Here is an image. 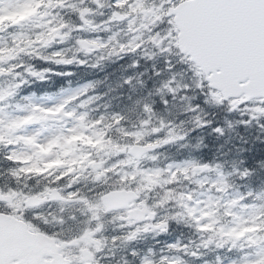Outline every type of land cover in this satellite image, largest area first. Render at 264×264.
Segmentation results:
<instances>
[{"label": "rangeland", "instance_id": "rangeland-1", "mask_svg": "<svg viewBox=\"0 0 264 264\" xmlns=\"http://www.w3.org/2000/svg\"><path fill=\"white\" fill-rule=\"evenodd\" d=\"M177 2L0 0V20L6 17L15 25L12 29L0 26V30L5 31L0 34L1 42L2 38L14 41L29 38L28 27L24 26L30 24L38 42L35 48L38 56H32L38 58L34 64L46 67L38 71L39 79L50 72L46 59L57 65L76 67L74 76L81 79L58 93L32 94L15 104H9V95L2 96L3 91H0V136L5 135L15 143L12 156L6 159L13 160L12 165L18 162L21 168L42 167V163H52L58 157L63 160L64 154L72 150L69 140L85 135V139L97 141L102 134L101 142H105L106 135L115 143L106 148L96 147L100 156L83 164L87 167L84 173L98 178L104 174L114 179L116 174L125 176L132 172L138 175L137 188L149 196L150 208L158 211L160 221L176 219L191 224L190 220L195 218L199 226L207 230L194 228L199 241L181 235L176 239L154 240L144 252L133 250L131 257H125L127 264H264V159H259L262 166L248 174L252 163L246 164L244 158L252 150H258L257 142L264 139V98L230 99L229 104H224L219 91H204L203 76L199 77L195 65L175 52L177 28L172 17L165 18V13ZM116 9L125 15L123 21L116 20ZM61 15L63 23L58 20ZM85 40L98 43L99 48L94 51L86 47ZM65 49L69 58L63 52ZM107 59H118L121 67L100 84L96 81L103 65L111 63ZM73 63H80L82 68ZM149 69L150 78L160 93L170 91L171 98L164 102L166 110L161 112L151 110L157 91H148L150 85L142 88L135 82L136 75ZM195 86L203 91L199 103L193 92ZM102 87L108 90L103 100L98 102L97 94L83 100L85 93ZM118 94L128 101L123 109L105 108L108 95L114 102ZM242 101L248 104L242 107ZM88 102H94L93 109L88 108ZM205 103L212 107L209 115ZM60 108L67 115L54 122L52 117L59 115ZM214 109L232 120L226 117L225 124L218 116L219 124L223 122L217 132L219 139H213L207 148L200 142L196 144L195 147L204 152L218 154V158L207 162L205 156L201 158L195 148L186 143L187 131L181 128L186 123L180 121L187 117L192 120L191 124H200L204 119L208 123L217 117ZM101 117H108L105 122L116 125L110 129L114 132H111L113 139L99 123ZM29 119H38V122L29 124ZM195 130H200L199 126ZM252 132H256L253 138ZM142 138L159 143V148L139 159L130 150L132 144L142 142ZM241 151L243 158L239 159ZM7 161L10 167L5 175L9 178L0 185L12 180L14 166ZM65 163L66 160L61 161L57 168ZM201 165L205 167L200 168ZM76 177L72 178L71 185L78 184ZM2 179L0 173V181ZM173 206L178 210L171 213ZM155 238L153 235L152 239ZM212 250L226 257L206 260ZM119 253L124 255L123 251Z\"/></svg>", "mask_w": 264, "mask_h": 264}, {"label": "flooded vegetation", "instance_id": "flooded-vegetation-1", "mask_svg": "<svg viewBox=\"0 0 264 264\" xmlns=\"http://www.w3.org/2000/svg\"><path fill=\"white\" fill-rule=\"evenodd\" d=\"M50 171L16 169L14 186L0 187V213L14 216L9 226H0L4 236H13V242L4 241L0 248L2 259L10 255L8 264L20 260L18 252L25 256L23 264H53V240L68 264H127L124 251H140L139 244L153 235L157 237L153 241L180 237L177 223L160 221L158 211L150 208L149 196L137 188L138 175L114 177L113 189H136L138 196L126 207L110 210L101 208L100 178L66 179L64 172L54 177L55 171ZM73 177L77 185H71Z\"/></svg>", "mask_w": 264, "mask_h": 264}, {"label": "water", "instance_id": "water-1", "mask_svg": "<svg viewBox=\"0 0 264 264\" xmlns=\"http://www.w3.org/2000/svg\"><path fill=\"white\" fill-rule=\"evenodd\" d=\"M230 2L185 0L170 8L168 14H174L179 29V48L190 55L206 73L210 86L220 90L225 99L242 95L247 100L264 97V33L255 17L219 7ZM203 4L211 6L202 7ZM116 16L122 19L119 13ZM154 147L153 144H134L131 152L141 157ZM131 196L132 192L120 190L105 194L103 199L109 208H116L125 205ZM6 217L0 214V226L8 223ZM6 239L10 242L12 236ZM1 244L0 232V248ZM18 256L21 259L18 264H23L25 256L22 253ZM53 256L54 264L63 261L55 250ZM9 259L7 254L2 259L0 252V264H8Z\"/></svg>", "mask_w": 264, "mask_h": 264}, {"label": "trees", "instance_id": "trees-1", "mask_svg": "<svg viewBox=\"0 0 264 264\" xmlns=\"http://www.w3.org/2000/svg\"><path fill=\"white\" fill-rule=\"evenodd\" d=\"M59 23L64 22V16L61 15L58 17ZM11 21H8L5 18L0 20V26H6L9 29L15 28V25H11ZM28 27L27 32L29 35V38L17 40L14 41L12 39H3L1 42L0 40V91L5 90L7 95H15V99H21L22 96L26 93H33V92H45V91H56L59 88H63L67 86L68 84H71L75 82V79L71 77L70 74H65L66 69L71 71L72 74H74V70L76 67H69L68 64L60 63L56 64V62H51V60L46 59V63L48 64L47 68H50L49 73H45V76L42 79H39L38 77V71L45 69L44 66L35 65L34 62L38 58H33L32 56H38V53L35 52V48H37L38 42L35 41L34 35L32 34V31L30 30V24H26ZM31 32V33H30ZM5 33L3 29L0 30V34ZM64 53H66V56L68 55L66 49L63 50ZM175 52L177 55L184 57L185 59H188L187 57L181 55L178 51L177 46L175 47ZM64 53H61L64 55ZM16 58H15V56ZM50 57V56H49ZM67 58H69L67 56ZM107 63L103 65V79H109L111 78L113 72L116 69H120L121 63L116 59V61L113 60H107ZM76 66L81 67L80 63H73ZM39 66V67H38ZM82 68V67H81ZM85 66L83 67V69ZM197 74L200 76V73L196 69ZM146 75L148 77H151V73L147 72ZM192 80V79H191ZM204 91H213L210 89L207 85V83L202 79ZM152 82V79H148V84L150 85ZM193 92L195 93L194 96H196V100L199 103V99L202 98L200 96H203V91L200 90L198 87L193 88ZM126 101L125 96H122L121 94H118L115 99L114 103L115 105H121L124 104ZM209 103V102H208ZM208 103H205L204 108L210 106ZM224 104H229L230 101H224ZM242 107L244 105L248 104V102L242 101ZM212 108V107H210ZM216 109V108H215ZM214 109V114L218 113L221 115L219 110ZM212 110L210 111L211 114ZM233 112H236V110H233ZM235 114V113H234ZM236 116V115H235ZM227 117V116H226ZM225 115H221V119H224V122L226 121ZM220 119V118H219ZM227 119L232 120V118L227 117ZM216 120L212 119L211 121ZM257 131V130H256ZM106 133L111 134V131L107 129ZM253 133V132H252ZM256 132L253 133L252 138ZM108 144H111V142L108 140ZM114 143V142H113ZM263 143V142H262ZM262 149V150H261ZM261 149L258 151L260 153L264 154V143L261 145ZM252 150V149H251ZM253 151V150H252ZM254 152V151H253ZM248 153V152H246ZM257 154L256 152L253 153V157ZM7 155L5 153L0 151V160H4L7 162V159H4ZM260 155H257V158L254 159L253 163H258V158ZM246 161H252L251 155H247V157H244ZM9 160V159H8ZM8 169L9 167L6 166Z\"/></svg>", "mask_w": 264, "mask_h": 264}, {"label": "snow or ice", "instance_id": "snow-or-ice-1", "mask_svg": "<svg viewBox=\"0 0 264 264\" xmlns=\"http://www.w3.org/2000/svg\"><path fill=\"white\" fill-rule=\"evenodd\" d=\"M201 6L209 7L211 5L203 4ZM219 7L255 17L261 32L264 33V0H261L259 3L256 0H231L230 3L219 5Z\"/></svg>", "mask_w": 264, "mask_h": 264}]
</instances>
